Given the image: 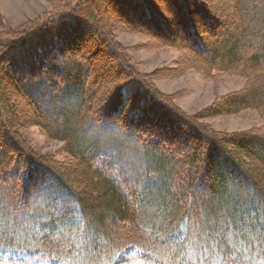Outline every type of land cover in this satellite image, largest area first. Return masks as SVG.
Masks as SVG:
<instances>
[{"label": "trees", "instance_id": "16d2710c", "mask_svg": "<svg viewBox=\"0 0 264 264\" xmlns=\"http://www.w3.org/2000/svg\"><path fill=\"white\" fill-rule=\"evenodd\" d=\"M224 1L236 11L231 20L235 34L245 35L251 42L258 40L253 47L256 54L238 59L234 51L240 41H233L227 30L219 34L220 45L228 51L224 59L216 57L214 44L197 37L194 29L177 33L172 26L176 10L181 9L185 18L192 11L187 0H164L167 19L156 13L150 0H123L121 13L130 23L128 27L145 28L149 33L143 34L151 42L186 55L190 66L186 64L184 69L196 70L207 79L216 72L244 75L247 89L222 102L226 114L255 110L264 115L263 101L249 103L242 99L258 89V74H264V0H256L258 20L243 0ZM110 2L85 0L65 17L53 20L48 29L24 24L16 30L17 35L23 34L18 41H0V88L10 84L15 93L25 94L34 125L62 142L73 159L70 164H56L23 149L8 129L6 137L0 136V196L6 207L0 212V221L15 226L21 211L34 213V200L41 202L43 213L38 215L43 220L36 221L41 234L33 236L43 251L32 250L19 240V245L10 244L2 240L6 234L0 232V261L6 257L14 264H24L37 258V262H55L52 264H75V260L87 264L104 256L113 259L109 264H118L117 259L133 250L145 261H152L155 248H166L165 235L177 239L176 244L204 238L215 246L213 252L221 253L224 259L233 254L228 242L231 234L240 239L241 249L253 246L263 252L264 236L259 238L257 231L264 230V186L260 175L264 168V130L262 134L224 136L207 132L175 111L168 97L138 79L126 56L108 37L110 23L104 15ZM157 15L158 23L154 25ZM243 17L257 21L254 32L241 29L246 20ZM53 28L55 31L49 36ZM158 28L167 36H156ZM57 34L62 37L56 38ZM94 38L104 46L105 54L117 62L115 79L106 88L100 83L93 87V50L86 51V57L79 52L82 44L89 48L88 40ZM194 63L196 66H192ZM18 66L27 73L20 78L14 71ZM4 113L0 107V119ZM164 113L171 114L173 120ZM157 119L159 123L155 122ZM174 120L178 126L171 132L168 124ZM79 132L83 134L78 135ZM100 140H108V146ZM81 167L92 181L91 191L85 190L76 174L78 169L80 174ZM96 192L101 203L92 194ZM153 202L162 208L163 214L159 215L166 216L151 222L154 219L148 220V210ZM166 207L171 210L164 211ZM108 217L112 219L109 228L104 222ZM66 222H77L78 228H64ZM240 228H245V232H240ZM16 229L15 226L13 230ZM64 235L75 243L79 238L82 241L76 246L66 242ZM11 238H15L13 233ZM5 242L10 244L8 250H3ZM63 242L69 250L65 254H70L65 258L57 253ZM182 258L175 248L169 260L188 264ZM231 260L241 263L232 257ZM161 262L154 261L165 264Z\"/></svg>", "mask_w": 264, "mask_h": 264}, {"label": "rangeland", "instance_id": "374dc122", "mask_svg": "<svg viewBox=\"0 0 264 264\" xmlns=\"http://www.w3.org/2000/svg\"><path fill=\"white\" fill-rule=\"evenodd\" d=\"M84 1L85 0H0V41H18L19 38H22L23 34L20 36L17 35L18 32H16V30L24 24H38L42 27L45 26L48 29L53 20L65 17L73 7H77ZM110 1V4L105 7L106 14L104 17L107 18V24L110 23L109 29L107 27L109 31L106 30V33L113 43L116 44L118 51L126 56L130 66L137 72L139 80L168 97V100L172 103L171 105L176 108L175 111H179L183 117L189 119V122L194 125L204 127L207 132H214L230 137L239 134H262L264 130V115L259 112L255 110H243L235 114L225 113L226 109H224V104L222 102L231 96L240 95L245 89H247V81L244 75H240L237 72H216V75L211 78L208 77L207 79L196 70L184 69L189 61L186 55L182 56V53L176 50V48L165 46L159 47L154 42H151V39L143 34L148 32L145 31V28L137 29L128 27L127 25L130 23L127 22V19L121 13L122 6L125 5L123 0ZM150 2L155 4V11L160 17L168 18L169 14L166 12L164 0L162 2L160 0H150ZM242 3H244L243 5L249 9L250 12H252V10L255 11L253 15L254 18L257 19L258 14H256V12L258 13L259 6L255 7L257 3L256 0H243ZM187 4L190 11L192 8L191 14L188 15V18H185L184 12L181 11L179 7V10H176L175 24L173 23L172 26L174 28L176 27L174 30L177 33H180L179 31L187 33L188 28L194 29L197 37L201 39L204 38L210 44H214L211 45H213L212 49L216 53V57L218 56L221 57V59H224L227 55L226 52L228 51L225 50L224 46L220 45L222 37L219 36V34L221 31L227 30L226 34H228L229 37L234 38L233 41H240L238 47H236L237 50L234 51V55L238 59H244L250 54L253 55L257 53V50H254L253 47L257 44L258 40L251 42L248 40V37H245V35L240 36V34L237 35L233 31L234 27L231 25V20H234L236 11L235 9L232 10L230 5L227 7V2L224 0H187ZM245 7L242 9H246ZM158 15L157 18L155 17L154 25L158 23ZM222 21L224 22L221 23ZM256 23L257 21H255L253 17H247L245 23L242 24L241 29L244 30L245 28H249V30H251L250 32H254L253 28L255 29V27L253 26H255ZM54 28L50 31L48 30L49 36L53 35V32L55 31ZM219 28L221 29L218 30ZM159 30L160 29L158 28V34H156V36H167L165 32L161 33ZM11 36L14 37L12 38L14 40L10 38ZM153 36L155 35L153 34ZM7 37L10 39H7ZM55 37L62 36L61 34H57ZM59 39L61 40V38H58V40ZM70 40L71 39H67L68 42ZM88 42L89 44H86H88L89 48L82 44V47L80 48L82 52L78 51L86 57V51L93 50L94 54L92 56V62H94V65H92V67L96 74V80L93 83V87L100 83V85L102 84L106 88L112 84V81H114L113 79H115L117 62H115L112 57L110 58L105 54L104 46L100 44L96 38L90 39ZM246 42H248L249 46H246ZM251 45L253 46L251 47ZM87 61L89 60L87 59ZM25 62L26 60H23V63ZM192 66H196V64L194 63ZM14 71H16L15 75L17 78L27 74L26 69H23V67L20 69L19 66L18 70L14 69ZM257 78L261 81L258 89L242 98L249 103L264 102V74L259 72ZM1 82L2 79H0V83ZM2 86L3 87L0 88V107L4 109L5 113L3 118L0 119V136L2 135L6 137V134L4 133L6 129H8L7 131L19 140V144H21L22 148L26 151L44 157L56 164H70L73 159L65 152L63 143L48 137L43 132V128L41 129L34 125L35 119L32 117L30 111L29 100L24 98L26 97L25 94L19 95L18 92L15 93V91L11 89L10 84ZM219 102L222 104L218 105ZM164 114L172 119L170 116L171 114ZM159 120L157 119L155 122L159 123ZM175 121L177 122V120H174L171 121L173 123L170 122V124H168V127L170 126L168 129L171 132L175 131V127L178 126ZM154 123L152 125H155ZM82 134L83 132L78 133V135ZM99 142L105 147L108 146V140H100ZM203 152L204 151L202 150V153ZM131 168L134 169V166ZM77 172H79V169L76 170V174L80 176V183H82L85 190L91 191L90 183L92 181L88 178L87 172H84L83 167L80 168V174ZM260 175L261 182L263 180L262 183L264 186V168L260 169ZM92 194L94 197H97L96 200L98 203L103 201L99 198V193L97 194L96 192ZM1 200H3V197L0 196V212H3L6 207L4 204L5 202ZM34 201L32 202L35 210L34 213L30 212V214L28 211H21L20 214H18L21 219H18V222L15 225L17 228L16 230H13L15 227L14 224L13 227H10L11 225L8 222L2 220L4 223L0 221V232L6 234L2 236V240H7L10 244L14 243L19 245L20 242L17 241L19 240L32 250L37 249L38 251H43V247L40 244H37L33 238V236H39V234H41L40 229L36 226V221L43 220L38 216L43 214L41 212V202L38 200L34 203ZM224 202H226L225 199ZM153 203V207L148 210L151 214L149 215L151 217L148 220L154 219L151 222L155 221V218L161 219L166 216L165 213L164 215H159L160 213L163 214L162 208L158 206L157 202ZM100 209H102L101 206L96 210L99 212ZM164 209V211L171 210L167 207ZM240 216L244 217L246 215L241 213ZM31 217L35 218L31 219ZM111 220L112 219L109 217L104 219L106 227L109 228ZM33 222H35V224H33ZM6 224H9L8 228H6ZM199 225L202 227L201 222ZM63 227L78 228V223L66 222ZM22 228H25V231ZM242 229L243 228L239 229L240 232H245V228ZM181 230L182 228L180 231ZM9 231L10 235L8 233ZM12 233L15 237L14 239L11 238ZM257 235L259 238L264 236V230L261 233L260 230L257 231ZM228 237H231L228 241L232 246L231 250L233 254L231 257L233 258V261L237 259L241 263H233L231 257L229 259H224L221 256V253L215 254L213 252L215 246L212 247L213 243L208 242V240L206 241L204 238H191V240L185 242L180 241L179 244H176L175 241L177 239H171L168 235H165L164 237L166 248H155L153 251L152 256L155 258L154 260L145 261L139 256L137 251L133 250V252H126L121 258L117 259V261H119L118 264H155L154 261L158 259L159 261H162L161 263L175 264L172 260H169V257L175 252V248H178L183 257L182 259L188 264H264V251L258 252L253 246L249 248L250 250L247 247L241 249L243 248L241 246L242 243L240 242V239L238 240L237 236L231 234L228 235ZM63 238L66 242L70 244L74 243L76 246H79L80 240L82 241V239L79 238L75 243V241L67 235H64ZM223 238L228 240V238ZM10 244L5 242L3 250H8L7 246ZM62 245V249L57 253L62 258H65L70 254H65L68 250V247H64L66 243L63 242ZM48 247V245H45L46 249H48ZM206 251L209 252L207 253ZM255 251L256 253H254ZM51 253L55 252L52 250ZM32 259V262H24V264L55 263L50 261L37 262V258ZM91 261V263L87 264H109L113 259L101 256L98 259H91ZM74 262L75 264H80L79 261L75 260ZM84 263L85 261L81 264ZM0 264H14V260H8V258L4 257L1 259ZM56 264L65 263L57 261Z\"/></svg>", "mask_w": 264, "mask_h": 264}]
</instances>
